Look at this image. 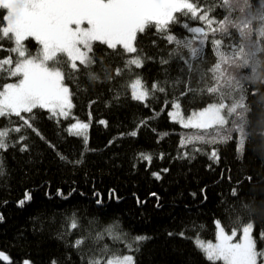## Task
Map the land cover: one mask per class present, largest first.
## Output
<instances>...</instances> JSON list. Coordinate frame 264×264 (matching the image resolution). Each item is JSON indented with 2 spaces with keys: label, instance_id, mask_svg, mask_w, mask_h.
I'll use <instances>...</instances> for the list:
<instances>
[{
  "label": "trees",
  "instance_id": "16d2710c",
  "mask_svg": "<svg viewBox=\"0 0 264 264\" xmlns=\"http://www.w3.org/2000/svg\"><path fill=\"white\" fill-rule=\"evenodd\" d=\"M214 2L202 0L205 6ZM217 11L223 15L222 10ZM4 14L0 10V17ZM181 20L189 26H203L187 17ZM172 32L178 38H191L182 24L173 25ZM137 43H143L144 52L153 58L145 59L142 68L132 66L131 70L124 68V61L135 54L115 56L106 46L94 45L100 56L112 53L109 67L114 79L106 83L97 81L87 92L81 91L79 99L74 98L73 119L90 125L87 144L82 137L68 134L67 119L59 118L57 122L42 109L34 110L37 120L33 122L41 135L22 126L17 117L0 118V127H21V132L9 134L14 146L0 150L5 173L0 176V216L4 218L0 221V252L9 256L11 264H24L26 260L30 264H52L53 260L57 264H87L93 250L105 246L127 254L126 244L137 235L150 237L139 244V252L132 253L137 264H210L195 247V236L213 240L217 219L226 230L239 228L234 223L237 213L232 209L241 202L257 206L264 203V151L256 147L261 140L259 134L255 141H246L243 154L234 141L182 148L180 140L195 130L183 129L171 121L168 113L171 101L184 89V85L173 82L189 75L185 61L195 65L196 58L187 49L182 51L183 59L171 58L175 45L168 44L151 29L138 35ZM26 44L33 53L38 50L34 41ZM13 46L0 36V59H15L10 51ZM195 46L209 61L216 59L208 41L201 46L197 40ZM163 59L169 62L161 63ZM118 66L124 71L117 77L114 70ZM138 75L147 86L159 82L165 91L156 92L145 103L133 100L130 86ZM6 82H15V78L0 80ZM251 87L264 88V84L257 82ZM250 99L253 104L257 102L256 96ZM92 100L96 102L89 107ZM214 101L215 96L207 93L196 95L190 102L189 96H184L181 111L188 115ZM101 120L105 123H99ZM132 131L137 136L133 137ZM21 136L27 139L21 141ZM49 142L56 146L55 151ZM24 144L29 150L19 151ZM196 148L201 151H195ZM213 149L218 150V160L211 158ZM58 152L69 160L82 159L83 163H66ZM185 152L188 158H184ZM143 155H151L152 160H144ZM233 189L237 190L236 197L231 194ZM26 190L32 192L34 199L19 207L18 201ZM58 190L68 198L59 195ZM97 199L103 204L98 205ZM73 214L79 222L76 229L70 226ZM239 216L241 224L253 223L258 248H264V239L260 238L264 233V212L251 216L241 212ZM113 221L120 224V239L105 232ZM192 221L204 228L186 231L183 237L169 236V232L180 233ZM88 233L91 238L80 248L74 247V242ZM97 233L102 234L99 240L95 239ZM0 264L9 262L0 260Z\"/></svg>",
  "mask_w": 264,
  "mask_h": 264
},
{
  "label": "snow or ice",
  "instance_id": "6c2138e0",
  "mask_svg": "<svg viewBox=\"0 0 264 264\" xmlns=\"http://www.w3.org/2000/svg\"><path fill=\"white\" fill-rule=\"evenodd\" d=\"M217 9L222 10L223 15ZM0 10L5 13L0 17V36L12 42L14 46L10 51L15 54V59H0V80L15 78V82L0 83V118L17 117L23 122L22 126L41 135L33 125L37 120L35 109L47 111L51 114L49 118H56L57 122L60 117L68 119L76 107L74 98L79 99L81 91L87 92L97 81L106 83L114 79L109 67L112 53L120 57L125 53L135 54L124 61V68H142L145 59L153 57L144 52L143 43H137L138 35L151 29L168 44L175 45L171 58L179 56L183 59L184 49L196 58L195 65L185 61L189 75L173 82L184 85V89L171 101L172 110L168 115L183 129L196 130L181 139L180 146L234 141L243 154L246 141H255L258 133L261 140L256 147L264 151V88L251 87L257 82L264 84V0L255 3L253 0H215L211 6H205L202 0H0ZM181 17L199 21L203 26H189ZM176 24H182L191 38H178L172 32V26ZM30 40L39 46L35 53L26 44ZM197 40L201 46L208 41L216 57L214 61L200 55L201 49L195 46ZM97 43L112 53L98 55L94 48ZM168 62V59L161 61ZM124 68L116 67L115 76H121ZM164 83L167 84L168 80ZM131 87V98L141 103L154 98L156 92L165 91L159 82L147 86L139 75ZM201 93L214 95L215 101L185 115L181 111L182 97L189 96L190 102ZM253 96L257 97L255 104L250 99ZM95 102L90 101L89 107ZM89 126L87 122L76 120L67 132L83 137L87 144ZM10 132L19 133L21 127H0V150L14 146L9 140ZM131 135L135 137L137 132L132 131ZM25 139L27 137H20L21 141ZM49 146L56 150L51 142ZM28 150L27 144L19 149L21 152ZM57 155L66 163H83L82 159L69 160L59 152ZM184 158H188L187 152ZM211 158L219 159L218 150L211 151ZM143 159L150 162L152 156L143 155ZM4 174L3 161L0 160V176ZM248 179L251 182L252 178ZM58 194L68 198L59 190ZM231 194L236 197L237 190L233 189ZM33 199L32 192L26 190L18 206L24 207ZM96 203L102 205L103 201L97 199ZM232 211L237 213L234 223L239 224V228H233L229 233L217 219L215 241L205 242L197 234L193 240L195 247L210 264H264V248H258L253 223L241 224L239 216L241 212H247L249 216L264 212V203L257 206L253 202H241ZM3 219L0 216V221ZM70 221L71 228L76 229L79 222L75 214ZM203 228L204 225L192 221L180 233L169 232V236L183 237L186 231L197 232ZM119 229V222L113 221L105 232L113 239H120ZM90 238L91 233L81 235L74 247L80 248ZM101 238L102 234L97 233L95 239ZM260 238L264 239V233ZM148 239L150 237L143 235L131 237L126 244L127 254L123 255L106 246L93 250L94 255L87 264H137L132 253L139 252V244ZM0 260L11 264L9 256L2 252ZM24 264L29 262L26 260ZM52 264L57 262L53 260Z\"/></svg>",
  "mask_w": 264,
  "mask_h": 264
},
{
  "label": "rangeland",
  "instance_id": "374dc122",
  "mask_svg": "<svg viewBox=\"0 0 264 264\" xmlns=\"http://www.w3.org/2000/svg\"><path fill=\"white\" fill-rule=\"evenodd\" d=\"M135 80H133V82H134ZM132 82V83H133ZM132 83H131V85H132ZM130 88H131V92H132V87L130 86ZM172 110V109H171ZM51 115V114H50ZM170 117V116H169ZM61 119H64L63 117H60ZM56 119V118H55ZM171 119V118H170ZM68 120V127H70L71 126V124H73V123H75L76 122V120H74L73 119V117H72V114L70 115V117L67 119ZM82 122V121H81ZM88 123V122H87ZM179 125V124H178ZM180 126V125H179ZM196 131V130H195ZM87 136H88V132H87ZM83 138V137H82ZM199 149H201V148H199ZM231 230L232 229H228V230H226V231H228L229 233L231 232ZM237 239H239V233H238V236H237ZM212 242H214L215 241V237H214V239L213 240H211ZM205 242H208V241H205ZM219 263V262H218ZM30 264V263H29Z\"/></svg>",
  "mask_w": 264,
  "mask_h": 264
}]
</instances>
